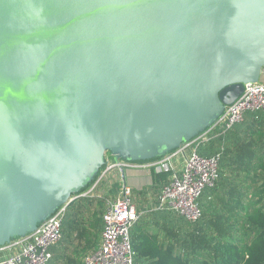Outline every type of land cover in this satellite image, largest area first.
Here are the masks:
<instances>
[{"label":"water","instance_id":"obj_1","mask_svg":"<svg viewBox=\"0 0 264 264\" xmlns=\"http://www.w3.org/2000/svg\"><path fill=\"white\" fill-rule=\"evenodd\" d=\"M263 69L264 0H0V247L107 155L154 161L206 132Z\"/></svg>","mask_w":264,"mask_h":264},{"label":"trees","instance_id":"obj_2","mask_svg":"<svg viewBox=\"0 0 264 264\" xmlns=\"http://www.w3.org/2000/svg\"><path fill=\"white\" fill-rule=\"evenodd\" d=\"M262 112L251 114L258 116ZM240 125L241 122L224 134L211 136L197 149L202 158L219 155L218 178L198 200L200 218L189 223L172 213L173 222L164 236H138L137 228L133 227L130 238L134 264H264V159L249 164L239 155L229 154L234 145L231 136ZM239 172L244 173V182L248 179L251 182L247 190H240L235 184ZM234 173L235 176L228 175ZM158 175H162L164 185L169 174ZM154 188L139 192V199L144 200ZM207 200L209 207L205 206ZM103 201L105 198L90 195L66 207L62 236L51 246L47 264H80L79 256L99 243Z\"/></svg>","mask_w":264,"mask_h":264},{"label":"built area","instance_id":"obj_3","mask_svg":"<svg viewBox=\"0 0 264 264\" xmlns=\"http://www.w3.org/2000/svg\"><path fill=\"white\" fill-rule=\"evenodd\" d=\"M264 110V83L246 84L243 94L227 106L218 122L203 134L184 144L175 152L149 162L115 163L107 161L96 182L82 194L73 197L91 195L97 183L111 169L119 170L152 169L157 174H169L156 198V210L172 212L187 222L193 223L201 216L198 200L207 187H212L218 178V158H202L197 154L199 145L207 142L211 136L224 134L235 124L243 121L245 113ZM183 157L181 168L176 169L173 158ZM67 206L60 208L37 230L0 247V264H47L51 258L50 248L58 243L62 236V221ZM140 218L132 201L131 189L124 185L116 199L109 201L102 220L98 246L87 254L82 264H134L131 248V229Z\"/></svg>","mask_w":264,"mask_h":264},{"label":"crops","instance_id":"obj_4","mask_svg":"<svg viewBox=\"0 0 264 264\" xmlns=\"http://www.w3.org/2000/svg\"><path fill=\"white\" fill-rule=\"evenodd\" d=\"M260 83H264V69L261 74ZM236 139L238 140L237 145L235 144ZM231 141L234 144L229 152L232 157L239 155L241 160L247 162H256L260 159H264V112L260 113L258 116L251 113L245 115L238 130L235 129L233 132ZM173 164L176 169L181 168L183 157L181 155L175 156L173 158ZM239 165L242 167L243 163L240 162ZM228 175L235 176L236 174ZM243 176L244 173L239 172L238 182L235 184L238 185L240 190H244L245 188L247 190L251 182L249 179L244 182ZM163 181L162 175H158L152 169H125L122 172L118 168H114L105 173L104 177L97 183L93 192L95 195L105 198L106 202H109L117 198L122 186H128L132 191V201L140 213V218L134 226L137 228V235L164 236L168 225L173 222L174 217L172 212L159 211L155 208L156 198L160 193ZM153 186L155 187L153 192H147V189ZM145 190H147L145 199H139L137 194ZM248 194L250 193L248 192ZM205 206H211L208 200ZM209 214L213 215L212 210L209 211ZM93 250L94 249L80 255L78 262L82 264L84 257ZM60 264H63V262H60Z\"/></svg>","mask_w":264,"mask_h":264},{"label":"rangeland","instance_id":"obj_5","mask_svg":"<svg viewBox=\"0 0 264 264\" xmlns=\"http://www.w3.org/2000/svg\"><path fill=\"white\" fill-rule=\"evenodd\" d=\"M106 158H107V159H106L107 161H111V160H112L111 157H110L109 155H107ZM91 195H95V193L93 192ZM88 196H90V195H88ZM88 196H87V197H88ZM107 203H108V202L103 201V204H104V205H103V209H104V211H105V208H106V206H107ZM94 245H95V246L92 247L90 250L95 249V248L97 247V245H98V241H97ZM90 250H89V251H90Z\"/></svg>","mask_w":264,"mask_h":264}]
</instances>
